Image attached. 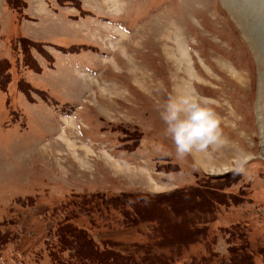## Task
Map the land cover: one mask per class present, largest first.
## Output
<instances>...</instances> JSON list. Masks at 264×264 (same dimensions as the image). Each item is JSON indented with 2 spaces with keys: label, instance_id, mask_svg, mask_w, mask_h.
<instances>
[{
  "label": "rangeland",
  "instance_id": "rangeland-1",
  "mask_svg": "<svg viewBox=\"0 0 264 264\" xmlns=\"http://www.w3.org/2000/svg\"><path fill=\"white\" fill-rule=\"evenodd\" d=\"M6 4L0 264L74 252L60 224L136 262L264 264V23L254 12L227 0ZM192 95L218 114L227 143L180 159L161 112ZM238 153L251 157L242 174L230 170Z\"/></svg>",
  "mask_w": 264,
  "mask_h": 264
},
{
  "label": "clouds",
  "instance_id": "clouds-1",
  "mask_svg": "<svg viewBox=\"0 0 264 264\" xmlns=\"http://www.w3.org/2000/svg\"><path fill=\"white\" fill-rule=\"evenodd\" d=\"M161 119L180 159L216 152L227 143L218 114L195 95L170 100L161 112ZM250 158L247 153H238L230 170L244 173Z\"/></svg>",
  "mask_w": 264,
  "mask_h": 264
},
{
  "label": "trees",
  "instance_id": "trees-1",
  "mask_svg": "<svg viewBox=\"0 0 264 264\" xmlns=\"http://www.w3.org/2000/svg\"><path fill=\"white\" fill-rule=\"evenodd\" d=\"M9 4L11 3L12 6L16 7L18 5V0H6ZM34 67L36 71H38L40 68L36 65H30ZM33 69V68H32ZM1 85V83H0ZM27 91V90H26ZM28 92V91H27ZM229 174L225 175V179ZM224 178V177H223ZM201 193L200 195H202ZM111 203L117 207L120 208L121 212H123L127 217H129L128 210L125 208L126 203L121 202L119 197H115L114 199L110 200ZM159 203L158 201H156ZM132 207L136 208L135 202H132ZM68 223H63V225H67ZM59 227V225H57ZM60 230V233L62 235L68 234L71 235L74 239V252H69L67 255L63 256L61 250L54 251L59 255H56L55 253H52V258L54 261V264H116L118 259L122 260L125 264H139L141 262L142 264H147V262L143 261V258L136 262L132 256L127 253L123 252L120 249L117 250L113 245L103 243V242H97L93 236L84 228H78L77 226H73L72 224H68L67 227H62V224H60V227L58 228ZM57 229V233H58ZM62 239V238H61ZM73 242V240H71ZM70 247V246H69ZM69 247H66L67 249ZM150 264H153L150 262Z\"/></svg>",
  "mask_w": 264,
  "mask_h": 264
},
{
  "label": "bare ground",
  "instance_id": "bare-ground-1",
  "mask_svg": "<svg viewBox=\"0 0 264 264\" xmlns=\"http://www.w3.org/2000/svg\"><path fill=\"white\" fill-rule=\"evenodd\" d=\"M228 1L231 4H233V5L235 4L237 7H239V10L243 11V14H245V15L252 14V12H254V14L257 16V19L255 20V24H256L255 27H257L258 29H259L258 26L261 23H264V14H263V9H262L263 7H262L261 4L259 5L257 0H243L241 2H237L236 0H227V2ZM258 37H259V39L262 38L260 32H259V36ZM256 42H260V41L257 40Z\"/></svg>",
  "mask_w": 264,
  "mask_h": 264
},
{
  "label": "crops",
  "instance_id": "crops-1",
  "mask_svg": "<svg viewBox=\"0 0 264 264\" xmlns=\"http://www.w3.org/2000/svg\"><path fill=\"white\" fill-rule=\"evenodd\" d=\"M27 2H29V0H26ZM33 1H39L41 3V0H33ZM43 3H45V0H42ZM4 3V6L6 4V0H0V7L2 8V4ZM7 5V4H6ZM3 10V8H2Z\"/></svg>",
  "mask_w": 264,
  "mask_h": 264
}]
</instances>
